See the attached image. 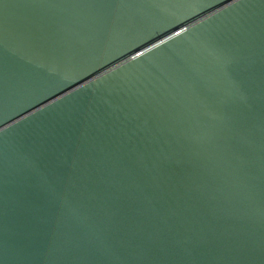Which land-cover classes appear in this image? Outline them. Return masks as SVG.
Returning a JSON list of instances; mask_svg holds the SVG:
<instances>
[{
  "label": "water",
  "instance_id": "95a60500",
  "mask_svg": "<svg viewBox=\"0 0 264 264\" xmlns=\"http://www.w3.org/2000/svg\"><path fill=\"white\" fill-rule=\"evenodd\" d=\"M0 264H264V0H0Z\"/></svg>",
  "mask_w": 264,
  "mask_h": 264
}]
</instances>
